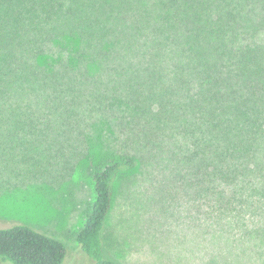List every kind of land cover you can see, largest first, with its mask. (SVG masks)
Listing matches in <instances>:
<instances>
[{
  "label": "trees",
  "instance_id": "trees-1",
  "mask_svg": "<svg viewBox=\"0 0 264 264\" xmlns=\"http://www.w3.org/2000/svg\"><path fill=\"white\" fill-rule=\"evenodd\" d=\"M165 159L196 210H264V0H0V182L87 172L76 240L89 264H118L101 236L116 182ZM65 255L0 227L12 264Z\"/></svg>",
  "mask_w": 264,
  "mask_h": 264
},
{
  "label": "rangeland",
  "instance_id": "rangeland-1",
  "mask_svg": "<svg viewBox=\"0 0 264 264\" xmlns=\"http://www.w3.org/2000/svg\"><path fill=\"white\" fill-rule=\"evenodd\" d=\"M154 165L118 178L101 233L106 257L118 264H264V210L250 202L229 214L196 210L188 181L173 178L167 159ZM59 178L24 187L0 182V227L46 232L65 244L62 264H89L76 236L93 185L87 172Z\"/></svg>",
  "mask_w": 264,
  "mask_h": 264
}]
</instances>
